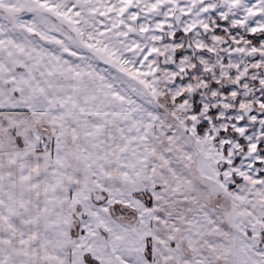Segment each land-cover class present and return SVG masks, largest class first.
<instances>
[{
	"label": "snow or ice",
	"instance_id": "6c2138e0",
	"mask_svg": "<svg viewBox=\"0 0 264 264\" xmlns=\"http://www.w3.org/2000/svg\"><path fill=\"white\" fill-rule=\"evenodd\" d=\"M0 264H264V0H0Z\"/></svg>",
	"mask_w": 264,
	"mask_h": 264
}]
</instances>
